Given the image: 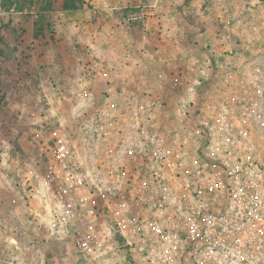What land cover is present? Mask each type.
<instances>
[{
	"label": "clouds",
	"instance_id": "clouds-1",
	"mask_svg": "<svg viewBox=\"0 0 264 264\" xmlns=\"http://www.w3.org/2000/svg\"><path fill=\"white\" fill-rule=\"evenodd\" d=\"M205 2L58 23L0 126V264H264V0Z\"/></svg>",
	"mask_w": 264,
	"mask_h": 264
},
{
	"label": "rangeland",
	"instance_id": "rangeland-1",
	"mask_svg": "<svg viewBox=\"0 0 264 264\" xmlns=\"http://www.w3.org/2000/svg\"><path fill=\"white\" fill-rule=\"evenodd\" d=\"M84 0H0V126L15 122L8 98L35 87L37 74H54L51 60L62 48L57 36L60 21L82 11ZM192 0H186L190 7ZM212 0L202 6L207 9ZM190 19V18H189ZM163 35L164 25H159ZM131 68V64L128 65ZM134 74V73H133ZM50 147L52 144L50 142Z\"/></svg>",
	"mask_w": 264,
	"mask_h": 264
},
{
	"label": "built area",
	"instance_id": "built-area-1",
	"mask_svg": "<svg viewBox=\"0 0 264 264\" xmlns=\"http://www.w3.org/2000/svg\"><path fill=\"white\" fill-rule=\"evenodd\" d=\"M175 178L178 179L179 178V173H175ZM226 188H231V185H225ZM206 191H212L211 189H207ZM216 191H219V182H217L216 185ZM197 195V193H193V196L195 197ZM217 207H220L222 209L223 212V206L222 205H217Z\"/></svg>",
	"mask_w": 264,
	"mask_h": 264
}]
</instances>
